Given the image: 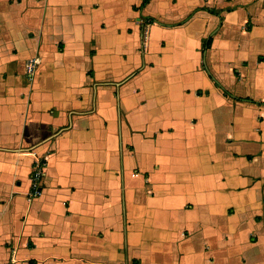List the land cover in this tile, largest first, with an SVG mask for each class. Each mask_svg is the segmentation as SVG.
Wrapping results in <instances>:
<instances>
[{
	"label": "crops",
	"instance_id": "1",
	"mask_svg": "<svg viewBox=\"0 0 264 264\" xmlns=\"http://www.w3.org/2000/svg\"><path fill=\"white\" fill-rule=\"evenodd\" d=\"M0 264H264V0H0Z\"/></svg>",
	"mask_w": 264,
	"mask_h": 264
},
{
	"label": "built area",
	"instance_id": "2",
	"mask_svg": "<svg viewBox=\"0 0 264 264\" xmlns=\"http://www.w3.org/2000/svg\"><path fill=\"white\" fill-rule=\"evenodd\" d=\"M143 1V0H142ZM36 61H33L29 67L31 74L35 71ZM47 160H38L33 165V170L30 177V187L28 200L34 201L41 197L46 176Z\"/></svg>",
	"mask_w": 264,
	"mask_h": 264
},
{
	"label": "rangeland",
	"instance_id": "3",
	"mask_svg": "<svg viewBox=\"0 0 264 264\" xmlns=\"http://www.w3.org/2000/svg\"><path fill=\"white\" fill-rule=\"evenodd\" d=\"M145 90H146L147 92H150V91H152V89H151V86H150V85H147V84H145Z\"/></svg>",
	"mask_w": 264,
	"mask_h": 264
},
{
	"label": "trees",
	"instance_id": "4",
	"mask_svg": "<svg viewBox=\"0 0 264 264\" xmlns=\"http://www.w3.org/2000/svg\"><path fill=\"white\" fill-rule=\"evenodd\" d=\"M150 0H143L142 3L143 5L147 4ZM207 45H208V42H207Z\"/></svg>",
	"mask_w": 264,
	"mask_h": 264
}]
</instances>
